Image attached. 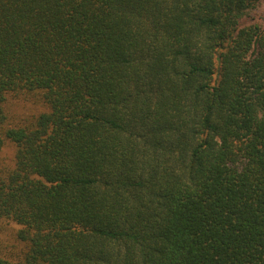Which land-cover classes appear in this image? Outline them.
<instances>
[{
  "label": "trees",
  "instance_id": "obj_1",
  "mask_svg": "<svg viewBox=\"0 0 264 264\" xmlns=\"http://www.w3.org/2000/svg\"><path fill=\"white\" fill-rule=\"evenodd\" d=\"M262 1L0 0L23 264H264Z\"/></svg>",
  "mask_w": 264,
  "mask_h": 264
},
{
  "label": "rangeland",
  "instance_id": "obj_2",
  "mask_svg": "<svg viewBox=\"0 0 264 264\" xmlns=\"http://www.w3.org/2000/svg\"><path fill=\"white\" fill-rule=\"evenodd\" d=\"M264 10V0L254 10L258 13ZM217 77V74L215 75ZM5 112L7 115L6 126L31 125L36 116L46 109L41 92L20 90L10 92L5 100ZM17 146L7 140L0 149V169L10 168L14 163ZM20 225L8 218L0 219V255H10L22 263L23 251L26 244L18 235Z\"/></svg>",
  "mask_w": 264,
  "mask_h": 264
}]
</instances>
